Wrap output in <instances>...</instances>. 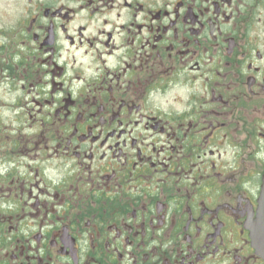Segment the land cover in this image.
Listing matches in <instances>:
<instances>
[{"label": "flooded vegetation", "instance_id": "flooded-vegetation-1", "mask_svg": "<svg viewBox=\"0 0 264 264\" xmlns=\"http://www.w3.org/2000/svg\"><path fill=\"white\" fill-rule=\"evenodd\" d=\"M264 0H0V264H264Z\"/></svg>", "mask_w": 264, "mask_h": 264}, {"label": "water", "instance_id": "water-1", "mask_svg": "<svg viewBox=\"0 0 264 264\" xmlns=\"http://www.w3.org/2000/svg\"><path fill=\"white\" fill-rule=\"evenodd\" d=\"M251 230L254 245L258 249L259 253L264 256V178L261 189V195L259 198L257 219L256 222L253 223Z\"/></svg>", "mask_w": 264, "mask_h": 264}]
</instances>
